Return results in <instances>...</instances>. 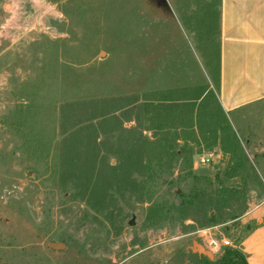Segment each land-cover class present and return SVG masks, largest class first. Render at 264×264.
<instances>
[{
  "label": "rangeland",
  "instance_id": "rangeland-1",
  "mask_svg": "<svg viewBox=\"0 0 264 264\" xmlns=\"http://www.w3.org/2000/svg\"><path fill=\"white\" fill-rule=\"evenodd\" d=\"M218 8L0 0V264L231 257L264 200V99L220 108Z\"/></svg>",
  "mask_w": 264,
  "mask_h": 264
},
{
  "label": "crops",
  "instance_id": "crops-1",
  "mask_svg": "<svg viewBox=\"0 0 264 264\" xmlns=\"http://www.w3.org/2000/svg\"><path fill=\"white\" fill-rule=\"evenodd\" d=\"M219 91L225 113L264 99V0H220ZM242 224L236 244L246 264H264V200Z\"/></svg>",
  "mask_w": 264,
  "mask_h": 264
},
{
  "label": "built area",
  "instance_id": "built-area-1",
  "mask_svg": "<svg viewBox=\"0 0 264 264\" xmlns=\"http://www.w3.org/2000/svg\"><path fill=\"white\" fill-rule=\"evenodd\" d=\"M209 157L210 155L202 157L200 159L201 163L202 164L205 163V160L208 161ZM208 230L209 229L203 230L201 237L204 239L207 249L210 250L212 253L217 254L220 251V249L227 248V247L230 248L233 246L230 240L214 238Z\"/></svg>",
  "mask_w": 264,
  "mask_h": 264
},
{
  "label": "trees",
  "instance_id": "trees-1",
  "mask_svg": "<svg viewBox=\"0 0 264 264\" xmlns=\"http://www.w3.org/2000/svg\"><path fill=\"white\" fill-rule=\"evenodd\" d=\"M219 6H220V0H219ZM216 24L218 23V34H219V8L217 9L216 13ZM220 42L218 41V47L216 48V54L218 58V89H219V54H220ZM228 256L231 257H225L222 258L220 261H217L216 264L219 262V264H237L235 261H233L232 257H236L239 259V264H246L245 259L243 255L237 250V249H232L228 251Z\"/></svg>",
  "mask_w": 264,
  "mask_h": 264
},
{
  "label": "water",
  "instance_id": "water-1",
  "mask_svg": "<svg viewBox=\"0 0 264 264\" xmlns=\"http://www.w3.org/2000/svg\"><path fill=\"white\" fill-rule=\"evenodd\" d=\"M50 247L53 248V249H61V248H63V245L62 244H56V245H51ZM193 250L196 251V254H198V255H200L202 257H205L208 260H212L213 259L212 255L209 252L205 251L203 246H200V245H197V244L194 243L193 244Z\"/></svg>",
  "mask_w": 264,
  "mask_h": 264
}]
</instances>
